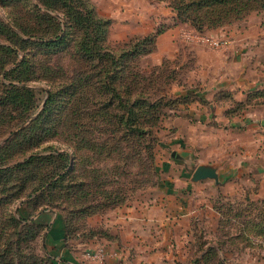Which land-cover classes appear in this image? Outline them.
<instances>
[{
  "label": "rangeland",
  "instance_id": "rangeland-1",
  "mask_svg": "<svg viewBox=\"0 0 264 264\" xmlns=\"http://www.w3.org/2000/svg\"><path fill=\"white\" fill-rule=\"evenodd\" d=\"M191 1L0 0V264H53V213L81 264H124L107 217L162 203L172 243L130 264H264V0Z\"/></svg>",
  "mask_w": 264,
  "mask_h": 264
},
{
  "label": "crops",
  "instance_id": "crops-1",
  "mask_svg": "<svg viewBox=\"0 0 264 264\" xmlns=\"http://www.w3.org/2000/svg\"><path fill=\"white\" fill-rule=\"evenodd\" d=\"M203 49L205 47L201 46ZM217 53H224L223 50L216 51ZM223 55V54H222ZM234 59V60H233ZM222 62L228 63L229 60L226 58H221ZM232 63L235 62V57L232 56ZM224 63V64H225ZM225 79H228V76H224ZM229 80V79H228ZM230 81V80H229ZM230 82H228V85H222L220 90H226L228 89V86ZM177 88V87H176ZM216 93V92H215ZM219 95H222L219 93ZM215 110H217V104L215 103ZM195 109V110H193ZM192 113L185 114V116H177L175 117V120H173L172 124L175 125V129L177 130V135L180 137L178 140H181L179 142L185 141L186 137H190L189 134V127L185 124L184 126V120L189 115L191 118L196 117V115H199V113H204L205 110L201 109L199 112V108L197 106L192 107ZM198 111V113L196 112ZM197 113V114H195ZM210 113L212 114V110H210ZM186 127V128H185ZM195 129V127H193ZM192 128V129H193ZM196 131V130H195ZM194 134V133H193ZM195 135V134H194ZM196 138L188 139V142L191 141L196 142ZM191 142V143H193ZM192 146V144H191ZM207 163V162H203ZM164 203L161 204V206H150L147 208H137L136 206H125L122 209H117L114 212H112L107 218H110L112 222L116 225L117 231L116 234L119 235L120 239L118 242L111 241L109 248L112 254L114 253L116 256L120 255L121 258L123 256L124 264H130V261L132 260L129 257L135 258L137 255H139V251H147V249L150 248H157L158 246H164L169 245L172 243L173 236L168 235L170 233L169 228H174L177 225L174 226V222L179 221L177 218L180 216L179 210L175 209L170 210V212H167V208H165ZM169 214L170 217H172V220L167 221L166 215ZM112 215V216H111ZM51 218V229L49 233V244H51L52 253L55 254L58 259V264H81L78 260L77 254H74L72 250L67 248L66 239H65V223L64 219L61 218V216H58L57 213L50 214ZM169 220V219H168ZM166 223V226L164 224ZM115 250V252L113 250ZM141 249V250H139ZM145 249V250H144ZM163 250L159 249L157 252H160ZM117 253V254H116ZM149 254V253H148ZM146 253L144 254V256ZM135 256V257H134ZM119 257V256H118ZM134 264H150L149 262H133Z\"/></svg>",
  "mask_w": 264,
  "mask_h": 264
},
{
  "label": "trees",
  "instance_id": "trees-1",
  "mask_svg": "<svg viewBox=\"0 0 264 264\" xmlns=\"http://www.w3.org/2000/svg\"><path fill=\"white\" fill-rule=\"evenodd\" d=\"M196 1V0H195ZM199 1V4H200V6H202V7H204L203 9H204V12L206 13V15L207 16H205L204 17V19L205 18H207V17H209L208 16V13H212L213 11H215V9L214 8H212L213 6H215L216 4H219L220 6H222V7H229L230 6V9H231V4H235V3H237V1H239V0H198ZM245 1H247V4H248V2H251V1H253V0H245ZM49 4L51 3L50 1L48 2ZM194 2H193V0L191 1V2H189L188 3V5L190 6V5H192V6H195L194 4H193ZM264 2L262 1V4H263ZM188 6V8L190 9L191 7H189ZM240 6H242V5H240ZM49 7V6H48ZM48 9H50V8H48ZM195 14L193 15V17H191L190 15H189V12L187 13V15L190 17V19L191 20H193V21H195L196 20V18H198L199 17V14H198V12L197 11H199L198 10V7L197 6H195ZM184 11H187L186 9H185V7H184ZM199 29H201V28H199ZM140 46H141V43H140ZM134 49H139V47H135ZM8 74V72L6 73V75ZM3 84L4 85H6V83H4L3 82ZM20 89H25L24 87H20V86H16V85H14V89L12 90V94H11V96H10V98L8 99L7 98V102L8 103H16V99H18V97H19V94H22L21 92H20ZM10 90H8V89H6V92H9ZM64 156V155H63ZM34 157H31L30 159H27V161H25V162H29V161H31L32 159H33ZM65 167V165L62 167V168H64ZM62 168L61 169H59L58 171H56L52 176H51V178L50 179H48L49 181L53 178V176H55V174H57V173H59L61 170H62ZM69 171H66V173H68ZM65 173V174H66ZM65 174H63L62 176H61V178L65 175ZM49 181H46V185L49 183ZM59 181V180H58ZM57 181V182H58ZM44 184V185H45ZM54 184V183H53ZM43 185V186H44ZM68 238V235H67V233H65V239H67ZM0 257H2V256H0ZM51 261H52V263L53 264H58V261L55 259V258H51Z\"/></svg>",
  "mask_w": 264,
  "mask_h": 264
},
{
  "label": "built area",
  "instance_id": "built-area-1",
  "mask_svg": "<svg viewBox=\"0 0 264 264\" xmlns=\"http://www.w3.org/2000/svg\"><path fill=\"white\" fill-rule=\"evenodd\" d=\"M188 36H190V34ZM195 38L200 39L203 42L207 41L216 47H220V46L227 43L226 40L209 39V38H206L204 36H199V35H195ZM110 255L111 254L109 253L107 248L104 246H99L97 248L88 249V250H85V252L83 253L84 259L94 260V261H98V262H104L105 259Z\"/></svg>",
  "mask_w": 264,
  "mask_h": 264
},
{
  "label": "water",
  "instance_id": "water-1",
  "mask_svg": "<svg viewBox=\"0 0 264 264\" xmlns=\"http://www.w3.org/2000/svg\"><path fill=\"white\" fill-rule=\"evenodd\" d=\"M215 179L219 180V173L217 167L209 164H201L197 166L192 175V180L197 182L203 179Z\"/></svg>",
  "mask_w": 264,
  "mask_h": 264
}]
</instances>
